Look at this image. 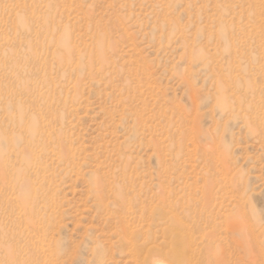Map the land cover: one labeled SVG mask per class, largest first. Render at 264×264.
<instances>
[{
	"label": "rangeland",
	"instance_id": "1",
	"mask_svg": "<svg viewBox=\"0 0 264 264\" xmlns=\"http://www.w3.org/2000/svg\"><path fill=\"white\" fill-rule=\"evenodd\" d=\"M264 264V0H0V264Z\"/></svg>",
	"mask_w": 264,
	"mask_h": 264
},
{
	"label": "bare ground",
	"instance_id": "2",
	"mask_svg": "<svg viewBox=\"0 0 264 264\" xmlns=\"http://www.w3.org/2000/svg\"><path fill=\"white\" fill-rule=\"evenodd\" d=\"M152 264H162L160 261H153Z\"/></svg>",
	"mask_w": 264,
	"mask_h": 264
}]
</instances>
